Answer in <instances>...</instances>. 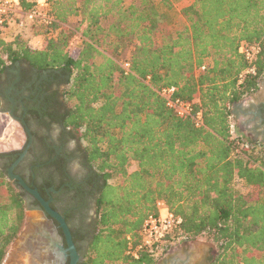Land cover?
<instances>
[{
	"label": "trees",
	"instance_id": "1",
	"mask_svg": "<svg viewBox=\"0 0 264 264\" xmlns=\"http://www.w3.org/2000/svg\"><path fill=\"white\" fill-rule=\"evenodd\" d=\"M48 1L57 23L43 30L41 49L20 36L7 40L0 30V107L18 64L22 80L10 96L31 73H47L41 95L50 93L40 109L26 100L28 113L21 116L32 129L36 122L48 124L58 106L62 126L78 135L89 179L74 187L65 204L77 206L91 196L96 207L88 237L72 225L76 213L66 215L83 254L80 264H158L178 241L198 239L216 245L214 264H264V144L235 135L232 113L264 80V0H187L178 30L154 0ZM164 3L171 8L170 0ZM81 27L82 48L74 57L69 46ZM244 45L261 50L252 65L239 52ZM126 48L132 49L129 74L118 59ZM251 66L256 73L239 82ZM165 87H175L176 98L203 112L202 126L167 106L160 94ZM243 143L252 150L242 149ZM19 153H0V264L22 233L26 213L40 206L27 203L28 194L9 177ZM47 162L34 161V173L49 170ZM44 181L36 189L46 201L51 187L55 202L72 191H60L53 178ZM158 201L183 220L176 243L168 239L159 254L142 250L136 259L128 254L127 238L139 244Z\"/></svg>",
	"mask_w": 264,
	"mask_h": 264
},
{
	"label": "flooded vegetation",
	"instance_id": "2",
	"mask_svg": "<svg viewBox=\"0 0 264 264\" xmlns=\"http://www.w3.org/2000/svg\"><path fill=\"white\" fill-rule=\"evenodd\" d=\"M11 72L16 77L13 81H11V86L7 90L1 110L2 112L9 114L13 119H15V121L20 123L26 134V143L22 149L11 150L20 151L21 153H19V158L21 154H25L24 158L15 169V172L21 177L24 176L27 181L36 188L37 184H43L45 182L44 180L47 178H53L54 181L61 184L60 191L66 187H69L72 191H65L60 196V202H55L56 197L51 194L52 192H55V188L51 187L47 189V194L49 196L48 201H50V205L55 202L56 211L60 213L65 218V220L67 213L74 211L76 214L72 225L74 224L78 226V228H80L83 233L87 234L86 237H88V225L92 222V218L94 217L96 211L94 198L89 196L82 200L77 206L70 205L68 208L67 204H65L68 202L67 197L74 195V187L83 185L89 179L88 167L85 164L82 152L80 151L78 145V135L71 128L65 129L62 126L60 123L62 111H60L58 106H56L54 117L51 120H48V124L42 125L36 122L33 123L34 125L32 126V129L29 128L27 124L24 126L22 122L25 121L24 117L28 113V108L25 101L32 99L31 101L33 103H37L35 107L40 109V105L42 103L41 100H44L45 95L51 91L50 90L46 94L41 95V92L44 90V88H41V85L42 82L46 80L47 73H45L41 78L38 77L36 72H33V74L31 73V75L26 77L25 81L22 82L21 90L16 91L13 96H10L12 91L16 90V86L22 80L20 64L16 66V69H12ZM9 77H11V75ZM52 88L53 90H56L57 86L54 84ZM39 98L40 100H38V102L37 99ZM22 112H24L25 115L21 116ZM27 128L31 132V135L32 131L37 133L36 138H34L32 135L31 141L29 134L26 131ZM37 160L48 161L47 163L52 165L48 168L49 170H41L38 174H35L32 164ZM55 193V195H57V192ZM35 200V198L28 194L27 203L33 204ZM30 210H43V208L40 204L39 207L32 206ZM54 224L57 227L58 234L62 240L61 244L65 251V253L59 251L60 256L56 264H72L73 256L68 251L69 247L65 234L60 227V224L56 220H54ZM194 241L195 240L192 242ZM179 244L181 247L178 249V252H180L182 255L180 258L175 257L176 259L174 258L169 262V264H214L216 251L213 249L202 250L198 256L194 258L192 253L189 251L191 241H181ZM74 245L77 251L76 264H80L83 261V254L82 251L77 248L75 242ZM28 247L30 246L25 245V247H21L17 254L12 257V260H8L7 263L4 262L3 264H24V258L22 257L25 253V250L29 251ZM32 255L34 260L33 262L31 260L32 264H52V261H50V254L46 249L38 250L36 252L34 251V254ZM158 264L162 263L159 261Z\"/></svg>",
	"mask_w": 264,
	"mask_h": 264
},
{
	"label": "built area",
	"instance_id": "3",
	"mask_svg": "<svg viewBox=\"0 0 264 264\" xmlns=\"http://www.w3.org/2000/svg\"><path fill=\"white\" fill-rule=\"evenodd\" d=\"M32 4V8L25 10L21 0H0V30L4 33L7 28L13 26L20 30L28 28H41L50 30L57 23L55 17L50 13V4L48 0H27ZM239 52L245 56L250 65L256 60L261 50L256 46H241ZM122 67L126 74L131 72L130 62L123 63ZM254 66L244 70L239 76V82H242L246 75L255 74ZM150 80V77H148ZM175 87H165L161 90V96L166 100L167 106L172 109L178 117H193L197 126L203 125V112L194 110V103L186 102L175 97ZM235 134V131H234ZM236 135V134H235ZM242 149L252 150V146L243 143ZM157 213L150 214L144 221L140 230V242L134 245L131 236L127 238L128 254L134 258H139L142 250L150 253L159 254L168 241L174 240L175 231L183 223L181 217L176 216L164 201H158L156 204Z\"/></svg>",
	"mask_w": 264,
	"mask_h": 264
},
{
	"label": "water",
	"instance_id": "4",
	"mask_svg": "<svg viewBox=\"0 0 264 264\" xmlns=\"http://www.w3.org/2000/svg\"><path fill=\"white\" fill-rule=\"evenodd\" d=\"M253 100L256 102H262L264 100V80L261 82L260 90L252 96ZM243 102L237 103L235 105H243ZM24 126H26L25 121L22 122ZM27 133L29 134L30 141L32 140V135L29 129H26ZM25 154H21L20 158L10 167L9 169V177L11 180L16 181L18 185L28 194H30L33 198H35L42 206L43 210H29L27 213L29 217L26 219V227L19 235V237L15 240V242L11 246V250L9 251L8 255L6 256L5 262L7 263L8 260H12V257L17 254V252L21 249V247H25V245H29L28 250H25L23 254L24 264H30L31 260H33L34 251L38 250H47L50 254V261L52 264H56L59 259V251L65 253L62 244H61V237L58 234L57 227L54 224V220H56L60 227L62 228L67 243H68V251L73 256V263L76 264L77 261V251L73 242L71 230L65 220V218L55 211L51 205L50 201H46L41 193L32 187H30L26 181L20 175L15 174V169L20 164L22 159L24 158ZM27 214V216H28ZM54 219V220H53ZM43 229V230H42ZM46 231V233H45ZM196 243V240L194 241ZM179 250H173L172 252H168L165 257L160 261L162 264H169L175 257L180 258L181 253L178 252ZM190 253L192 256L196 258L198 256L197 250L190 249ZM199 252V251H198ZM175 258V259H176ZM32 264V263H31Z\"/></svg>",
	"mask_w": 264,
	"mask_h": 264
},
{
	"label": "rangeland",
	"instance_id": "5",
	"mask_svg": "<svg viewBox=\"0 0 264 264\" xmlns=\"http://www.w3.org/2000/svg\"><path fill=\"white\" fill-rule=\"evenodd\" d=\"M131 1L132 0H129L127 3L129 4V3H131ZM154 1L158 5L159 11L165 15L167 23L170 26V28H172L174 30H178V29L183 28L185 21L182 17L181 10L184 6L187 5V0H170L171 8H168V5H166V3H164V0H154ZM71 22L73 25H76L77 20L73 19ZM83 28L84 27H81L80 32H78L76 34V36L72 39L70 46H69V51L74 57H78V55L81 51V48H82V36H81L82 34L81 33H82ZM39 29H41V28H39ZM43 45H44V43H43ZM131 51H132L131 48H126L121 53V55L118 57V59L122 62V64L129 62L128 60L130 58ZM249 98H251V96ZM1 130H2V134L0 133V151H2L3 149L10 148L11 146H15V145H17V146L19 145L18 149H22V147L26 143V134H25L24 129L22 128L20 123L15 121V119H13L9 114L2 112L1 107H0V131ZM137 169H138L137 164L133 163L130 170L135 171ZM112 183H119V180L114 179L112 181ZM237 188L241 190L242 185L241 184L237 185ZM27 214L28 213H26V219H27V217H29V214H28V216H27ZM25 227H26V223H25ZM25 227H24V229H25ZM173 241H174V243H176L175 239ZM180 242L181 241H178L176 245H174L171 249H169L160 258L159 261H161L163 259V257H165V255L168 252H170L172 250L179 249L181 247L179 244ZM190 249L197 250V254H199L200 251H202V250L213 249L214 251H216V253L218 250L215 244H213L212 242H210L206 239H198V240H196V243L191 241ZM10 250H11V247L9 248L8 253ZM8 253H7V255H8ZM5 259H6V257H5ZM5 259L1 264H3L5 262Z\"/></svg>",
	"mask_w": 264,
	"mask_h": 264
},
{
	"label": "crops",
	"instance_id": "6",
	"mask_svg": "<svg viewBox=\"0 0 264 264\" xmlns=\"http://www.w3.org/2000/svg\"><path fill=\"white\" fill-rule=\"evenodd\" d=\"M42 32L43 29L39 28H28L22 31L12 25L7 28L3 35L10 41L20 36L32 48L41 49L44 43V35ZM242 102L244 103L242 106L234 105L232 107V113L236 122L235 134L244 135L255 143L264 144V100L262 102H256L251 96V98L248 97ZM0 133L2 134V130ZM18 146L15 145L3 149L0 153L18 149Z\"/></svg>",
	"mask_w": 264,
	"mask_h": 264
},
{
	"label": "bare ground",
	"instance_id": "7",
	"mask_svg": "<svg viewBox=\"0 0 264 264\" xmlns=\"http://www.w3.org/2000/svg\"><path fill=\"white\" fill-rule=\"evenodd\" d=\"M43 230V229H42ZM45 233H46V231H45ZM182 259V258H181ZM190 261V260H189ZM174 262V261H173ZM183 263V262H182ZM190 263V262H189ZM178 264V263H177Z\"/></svg>",
	"mask_w": 264,
	"mask_h": 264
}]
</instances>
